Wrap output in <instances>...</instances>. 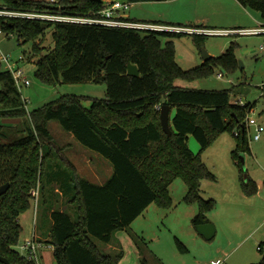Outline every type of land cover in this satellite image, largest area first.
<instances>
[{"label":"trees","instance_id":"1","mask_svg":"<svg viewBox=\"0 0 264 264\" xmlns=\"http://www.w3.org/2000/svg\"><path fill=\"white\" fill-rule=\"evenodd\" d=\"M236 1L264 21V0ZM105 6L104 0L55 3L1 0L0 3V8L12 11L82 16H95ZM0 28L6 36H15L18 44L32 42L31 58L38 57L35 76L40 80L52 84L100 81L106 84L105 97L91 99L88 108L75 96H63L28 112L11 74L0 71V186L9 184L0 196V256L9 264H33L17 250L22 232L18 221L31 206V191L40 190L45 171L54 158L60 157V148L46 127L48 121H57L80 145L112 166L110 177L97 185L80 177L70 162L61 161L72 184L69 202L74 205L76 217L72 219L58 210L50 215L52 226L46 243L53 249L56 264H119L121 251L110 256L100 251L93 239L110 244L114 233L128 229L150 204L170 209L169 186L177 178L187 188L183 202L197 207L192 225L208 223L206 214L215 201L203 199L201 183L215 181L216 177L203 163L200 153L193 154L188 149L190 135L199 143L201 152L219 134L231 133L236 141L231 159L240 173L241 192L246 197L256 194V183L250 177L243 180L240 159V154L249 151L246 119L253 105L231 103L230 90L173 85L175 79L202 78L215 68L234 69L237 63L233 46L217 57L183 70L175 61L172 39L185 33L5 17L0 18ZM50 29L54 46L42 55V43ZM194 36L198 43L201 35ZM164 37L167 40L163 43ZM128 64L136 66L138 76L127 74ZM164 104L170 112L175 110L170 118V136L164 133L159 120ZM18 132L24 136L15 138ZM68 190L71 192L70 187ZM134 237L140 264H148L151 253L146 243L135 234ZM139 238L141 245L137 242ZM176 244L181 253L186 252L182 243L176 240ZM259 251L262 257L253 264H264V252Z\"/></svg>","mask_w":264,"mask_h":264},{"label":"rangeland","instance_id":"2","mask_svg":"<svg viewBox=\"0 0 264 264\" xmlns=\"http://www.w3.org/2000/svg\"><path fill=\"white\" fill-rule=\"evenodd\" d=\"M54 1L57 2L59 0ZM229 2L230 0H165L160 2L130 3L129 9L124 12V15L139 22L154 23V21L161 20L172 21L171 23H179L182 26L202 27V24H207L213 27V29H224L219 28L220 26L210 24L209 22H203V20L213 18H215V20L220 19V16L216 13L226 9L230 10L227 8ZM249 12L253 16H256L259 21L254 27H261L264 25V21L261 20L257 13L253 11ZM158 16L163 17V19L158 18ZM51 33L52 30L50 29L44 37L42 43L44 51H42V55H45L54 46ZM161 40L164 43L167 38L164 37L161 38ZM172 41L175 51V61L183 70H188L200 65L203 59V52H206V54L211 57H217L230 46H233V53L237 63L234 69L215 68L212 73L202 78L192 80L175 79L173 85L190 89L230 90V102L233 104L240 102L242 105H253L247 117L255 119L264 126V34H232L228 36L201 35L198 43L195 41V36L193 34H180L175 36ZM31 47L32 42H20L18 44L15 36L11 35L6 37L0 35V50L9 57L10 61H18L20 57L24 58L18 61V66L24 71L25 76L30 82L28 87H22L20 90L22 98L26 100V109L28 112L63 96H75L79 98L81 105L85 108L90 107L91 99H102L105 97L106 84L103 81L96 83L80 82L52 84L40 80L35 76V62L38 57L34 56L31 58ZM174 113L175 110H171L169 117L172 118ZM7 122L12 123L18 121L8 120ZM46 127L51 138L55 141H57L58 138H74L73 135L65 131L57 121H48ZM253 134L254 127H250L246 134L249 151L242 155L240 154V156H243L241 167L244 172L243 177L244 174H246L260 186L259 194L246 197V199H240L239 197L234 199L232 204L223 202L222 195L224 193L232 196V191H230L232 187H235L237 192L239 190L241 191L239 187L240 173L238 167L233 164L231 159V152L234 150L236 143L235 137L231 133L223 132L219 134L206 149L200 152L199 143L190 135L187 140L188 149L193 154L200 153L201 160L218 180V182L209 180L202 181L200 192L203 199H213L215 201L213 209L206 214V219L209 223L214 225L216 230L215 235L212 239L206 240L195 233L196 235H194L195 239L193 242L187 240L189 239L188 237L195 232V228L191 226L189 220L190 216L187 210L190 207L183 202V197L187 192L186 185L180 178H177L169 187L173 204L172 208L174 204L176 206V208L171 209L170 212L172 213H170L168 217V224L170 225L169 228L171 232L166 231L163 222L160 221L159 216L154 212L155 210L156 212H161L158 211L160 209L152 205L153 207H149L151 208L150 213H148V215L143 213L140 215L142 216L141 219L137 221L140 222L141 229L144 227L146 234L142 236L141 234L134 233V231L131 230V226L124 231L128 234V237L136 246V249L138 244L135 241L136 237H134V234L143 239L146 243V247L148 248L149 246L150 249V232L152 234H163L161 245L167 250H171L175 256L181 258L180 263L178 260L175 264H194L193 257L197 258L199 264H210V260L216 257V253L218 252H216V249L229 255V261L238 258L241 254L248 253L256 258V262L254 263H257L262 257L257 247L261 245L262 252H264V224H260L261 221H264V202H262V197H264V133L261 134L258 141L253 140ZM22 136H24V134L21 132L15 134V138H21ZM86 150H88L92 156L106 164L110 171V174H108L110 176L112 173L111 164L96 152L89 149ZM52 152L56 154L54 149ZM96 162L97 160H94V163ZM228 170H231V173ZM79 175L84 179L92 181L89 175V177L81 173ZM69 187L71 188V192L68 190ZM225 187L227 190L224 189ZM66 188L67 190H65ZM63 190L64 195L57 197L58 201L56 202H60L61 199H64L65 201L62 203L63 207L71 218L75 219L76 213L74 205L69 202L72 197L71 182L66 184ZM42 194L43 187L41 186L37 193L36 202L31 200L30 208L20 215L23 230L20 234L19 243L25 238L31 237L32 218L34 213L33 207L39 204L38 200ZM56 209H58V207ZM143 216H145V219H143ZM117 234L120 235L123 233L116 231L113 235L114 241L118 236ZM140 238L137 242L141 245ZM176 240L189 249L191 256L184 257L187 253H181L179 251ZM93 241L100 251L108 253L110 256H114L121 251L122 257L119 264H140V260H137L138 262L135 261L132 251L126 249L121 243L117 245V247L115 246V249H105L107 244L96 239H93ZM111 245L114 244L112 243ZM141 247L144 248L145 244ZM136 252L138 254L139 250L137 249ZM147 261L148 264H161L155 257ZM182 261L186 263H182ZM45 263L40 257L39 264Z\"/></svg>","mask_w":264,"mask_h":264},{"label":"crops","instance_id":"3","mask_svg":"<svg viewBox=\"0 0 264 264\" xmlns=\"http://www.w3.org/2000/svg\"><path fill=\"white\" fill-rule=\"evenodd\" d=\"M104 1H107V0H104ZM227 8H229L232 11L226 9V10L216 13L220 16V19H216V20L215 18L209 19V20L205 19L203 20V22H209L210 24L220 26L219 28H224V29H227V28L229 29L257 28V27H254V25H256L259 22L256 16H253L252 14H250L249 10L241 6L236 0H230L229 4L227 5ZM128 18L131 19L130 17ZM158 18L163 19V17H160V16H158ZM131 20H134V19H131ZM168 20H171V19H168ZM154 22H158L162 24H179V23H171L172 21H161V20H157ZM202 25H203L202 27L213 29V27H210L207 24H202ZM203 62L204 61L202 59V63ZM54 142L58 146V148H60V151L58 152V156L60 157L54 158L55 161L45 171V176L41 183V186L43 187V194L40 195V199L38 200L39 204L33 207L34 213H33V218H32V232H31V237H30L40 244V250H39L40 256L43 262L44 263L46 262L45 264H56L54 257H53V253H52L53 249L49 244L46 243L49 237L51 226H52L50 215L53 211H56V210L60 212H66L62 204L65 200L61 199L60 202H56L58 201L57 197L64 195L63 193H61L64 186L70 183L69 178L65 174V170H64L65 167L63 166L61 161L67 160L74 166L76 173L78 175L81 173L82 175H85V176H88V175L91 176V177L88 176L92 180L90 182L95 183L97 185H102L110 177L108 175L110 174V171L108 167L106 166V164L100 161L98 158H95L94 156H92L90 152L86 150L87 148L78 144L75 138H58L57 141L54 140ZM94 160H97V162L94 163ZM228 171L231 173V170H228ZM79 176L81 177V175ZM216 181L218 182L217 178L215 179V181H212V182H216ZM224 189L227 190L226 187ZM230 191H232V196L226 193L222 195L223 202L227 204H232V202H234V199H237L239 197L240 199H246V196L243 195V193L240 190L237 192L235 187H232ZM259 191H260V186L257 185L256 195L259 194ZM262 202H264V197H262ZM152 205H155V204H150L147 207L146 212L144 211V213H146L145 215H148V213H150L151 208L149 207H153ZM187 205H189L188 207H190L188 208L187 211L190 216L189 220L191 223L192 217L197 213V209H196L197 207L192 204H187ZM57 207L58 209H56ZM158 208L160 209L158 211H161V212H156V210L154 212L157 213V215L160 218V221L163 222V226L165 227L166 231L171 232V229L169 228L170 225L168 224V217L170 213H172L170 212L171 209L176 208L175 204L173 208L172 207L170 208V210L162 209L160 207ZM141 217L142 216L136 218L130 224V226H131V230L134 231V233L141 234L143 236L144 234H146V231L144 230V227L141 229L140 222H137L138 219H141ZM143 217H144L143 219H145V216ZM18 222H19V225L21 226V229L23 230L21 217H19ZM260 224L261 225L264 224V221H261ZM191 226H193L192 223H191ZM124 231L125 230L119 231V232H122L123 234H120V235L117 234L118 236L115 239L116 242L112 240L113 242H111L110 244H107V247L105 249H111V248L115 249V246L117 247V245L121 243L126 249H128L129 251H132V255H134L135 261H137L139 260V255H138L139 253L137 254L136 252L137 250L136 246L132 243V241L128 237V234ZM195 233L197 232L196 231L193 232V234H191L190 237H188L189 239L187 240H189L190 242H193L195 239L194 235H196ZM149 236H150L149 240H150L151 248L149 249V246H148V249L151 254L148 256V259L155 257V259H158L161 262V264H175L178 260L180 263L181 258H179V256H175V254H173L171 250H167L161 245V238L163 234H152L149 232ZM112 243L114 245H111ZM184 247L187 249L185 252L187 254L184 257L186 258L188 256H191V252L189 251V249L185 245ZM216 252H217L216 257L210 260V264L211 262L217 261V260L221 261V264H253L254 262H256L255 261L256 258L254 256H251L248 253L241 254L238 258L232 261L231 260L229 261L228 260L229 255H226L223 251H219L218 249H216ZM198 262L199 261L197 260V258L193 257V263L199 264ZM182 263H186V262L182 261Z\"/></svg>","mask_w":264,"mask_h":264},{"label":"built area","instance_id":"4","mask_svg":"<svg viewBox=\"0 0 264 264\" xmlns=\"http://www.w3.org/2000/svg\"><path fill=\"white\" fill-rule=\"evenodd\" d=\"M50 3H55L53 0H46ZM106 6L95 16L71 15L64 13H48V12H20L0 8V18H23L29 20L49 21L56 23H73V24H88L104 27L134 29V30H150V31H167L175 33H185L193 35H232V34H264V25L257 28L245 29H204L190 28L180 26H170L166 24H155L147 22H139L131 20L124 15L130 7V2L126 0H107ZM0 35H5L0 28ZM11 36V35H9ZM8 37V36H6ZM20 57L19 60H23ZM18 60V61H19ZM18 61H10L9 57L3 54L0 50V71H7L11 74L17 90L21 94L22 87L30 85L29 80L24 74V71L18 66ZM22 98V96H21ZM23 99V98H22ZM26 104V100L23 99ZM242 105L240 102L236 103ZM159 108V107H158ZM247 131L250 127H254L253 140L258 141L261 134L264 133V126L253 118L246 119ZM237 135V133H236ZM38 189L31 191L32 201L36 202ZM36 206V205H35ZM17 250L28 262L39 264L40 261V244L33 238H26L17 245ZM257 250H262L261 246ZM211 264H221V261H213Z\"/></svg>","mask_w":264,"mask_h":264},{"label":"water","instance_id":"5","mask_svg":"<svg viewBox=\"0 0 264 264\" xmlns=\"http://www.w3.org/2000/svg\"><path fill=\"white\" fill-rule=\"evenodd\" d=\"M211 56H209L208 54H206V52H203L202 58L203 61H206L210 58ZM127 74L129 76H138V70L136 68L135 65L132 64H128L127 65ZM169 114H170V108L168 105H162L160 107V113H159V120H160V124H161V128L164 131L165 134H167L168 136L171 135V127H170V118H169ZM242 155V154H241ZM241 162L243 163V156H240ZM247 175L244 174L243 180L246 181L247 180ZM9 188V184L6 183L4 185L0 186V196L2 194H4ZM195 231L201 235L204 239L206 240H210L214 237L215 235V228L214 225L211 223H204V224H200L194 227ZM0 262L3 264H9L8 260L2 256H0Z\"/></svg>","mask_w":264,"mask_h":264}]
</instances>
